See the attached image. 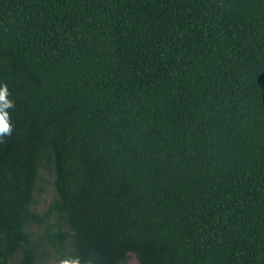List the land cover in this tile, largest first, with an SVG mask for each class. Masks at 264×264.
Instances as JSON below:
<instances>
[{
	"label": "trees",
	"instance_id": "trees-1",
	"mask_svg": "<svg viewBox=\"0 0 264 264\" xmlns=\"http://www.w3.org/2000/svg\"><path fill=\"white\" fill-rule=\"evenodd\" d=\"M2 83L0 264H264V0H0Z\"/></svg>",
	"mask_w": 264,
	"mask_h": 264
},
{
	"label": "clouds",
	"instance_id": "clouds-1",
	"mask_svg": "<svg viewBox=\"0 0 264 264\" xmlns=\"http://www.w3.org/2000/svg\"><path fill=\"white\" fill-rule=\"evenodd\" d=\"M9 96L7 84H0V143L4 142L5 137L11 136L13 130L8 109H14L15 104L9 99ZM54 264H82V261L79 256H76L60 258L54 261ZM86 264H91V262H86Z\"/></svg>",
	"mask_w": 264,
	"mask_h": 264
},
{
	"label": "rangeland",
	"instance_id": "rangeland-1",
	"mask_svg": "<svg viewBox=\"0 0 264 264\" xmlns=\"http://www.w3.org/2000/svg\"><path fill=\"white\" fill-rule=\"evenodd\" d=\"M46 196V194H45ZM124 264H140L133 253L128 254V259Z\"/></svg>",
	"mask_w": 264,
	"mask_h": 264
}]
</instances>
